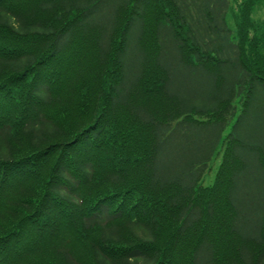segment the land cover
I'll return each instance as SVG.
<instances>
[{"label":"trees","instance_id":"trees-1","mask_svg":"<svg viewBox=\"0 0 264 264\" xmlns=\"http://www.w3.org/2000/svg\"><path fill=\"white\" fill-rule=\"evenodd\" d=\"M233 1L0 0V264H264V0Z\"/></svg>","mask_w":264,"mask_h":264},{"label":"rangeland","instance_id":"rangeland-1","mask_svg":"<svg viewBox=\"0 0 264 264\" xmlns=\"http://www.w3.org/2000/svg\"><path fill=\"white\" fill-rule=\"evenodd\" d=\"M240 0H237L239 2ZM237 2L233 1L231 11L233 12L237 8ZM253 19L256 20L257 22H261L264 20V3L261 4L255 9V12L252 15ZM219 164V157H215L209 165V168L206 172V175L204 177V183H210L215 175L216 168Z\"/></svg>","mask_w":264,"mask_h":264}]
</instances>
